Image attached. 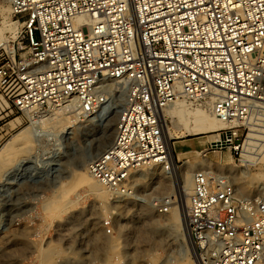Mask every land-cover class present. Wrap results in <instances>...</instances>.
Returning a JSON list of instances; mask_svg holds the SVG:
<instances>
[{"label": "built area", "instance_id": "obj_1", "mask_svg": "<svg viewBox=\"0 0 264 264\" xmlns=\"http://www.w3.org/2000/svg\"><path fill=\"white\" fill-rule=\"evenodd\" d=\"M10 7L24 20L28 50L0 65L12 115L43 122L73 102L82 119L123 98L113 142L88 170L116 198L129 193L134 171L167 166L163 109L212 101L227 128L207 145L235 154L257 113L250 102H264V0H11ZM183 204L200 257L264 264V187L237 199L227 177L195 171L154 206L164 213Z\"/></svg>", "mask_w": 264, "mask_h": 264}, {"label": "rangeland", "instance_id": "obj_2", "mask_svg": "<svg viewBox=\"0 0 264 264\" xmlns=\"http://www.w3.org/2000/svg\"><path fill=\"white\" fill-rule=\"evenodd\" d=\"M7 6L0 0V25L3 22L16 24V31H9L4 36L8 47L0 49V56L5 58L0 65L9 63L13 57L16 60L24 57L28 52L22 41L24 20L6 14L4 9ZM122 99L117 98L109 110L98 116L83 117L77 120L78 125L65 132H55L52 126L57 120L47 117L43 122L33 123L21 115H12L0 94V264H184L185 253L191 257L186 224L179 222L177 227L168 224L167 212L156 210L154 205L159 202L143 198L140 195L142 189L139 193L130 189L121 198L108 191L111 197L103 203L88 195L83 185L71 188V169L78 173L87 172L90 164L109 148L104 144L113 140ZM188 106L190 110L201 108L200 105ZM16 118L20 122L11 125ZM249 119L262 123L264 116L255 113ZM64 122L67 124L68 120ZM245 124L247 129L238 151L231 154L238 166L243 141L251 127L247 122ZM29 126L34 133L32 143L16 144L9 152L16 136ZM206 140L207 136L202 134L177 141L174 156L177 157L178 173L180 169L203 164L204 155L214 163H226L230 151H212L207 144L204 145ZM5 149L8 151L4 152ZM57 153L62 156L59 158ZM259 170V165L253 166L249 175ZM138 173H142L145 179L149 176L147 170ZM172 189L161 200L171 196L175 192L174 187ZM125 202H132V207L127 209V214L118 217L115 206H122ZM139 205L151 208L161 224L156 239L146 246L136 239L142 225L136 218ZM91 213L100 219L92 223L89 221ZM131 225L135 227L133 233L117 241L115 246L109 245L110 241L118 240L120 228Z\"/></svg>", "mask_w": 264, "mask_h": 264}, {"label": "bare ground", "instance_id": "obj_3", "mask_svg": "<svg viewBox=\"0 0 264 264\" xmlns=\"http://www.w3.org/2000/svg\"><path fill=\"white\" fill-rule=\"evenodd\" d=\"M10 1L11 0H3V2L8 5L7 8L4 9V12L9 15L10 13L13 14V11L10 7ZM78 21H81V19ZM9 31L15 33L16 24L9 25L7 22H3L2 25H0V49L8 47L7 40L4 36ZM204 105L206 106H201V108L190 110L187 104L183 103L182 101H178L162 110V117H164V119H162L163 131L168 142L169 152L167 166L165 167L164 164H157L144 168L143 170L149 171V176H146V179L145 176L142 175V173H138L143 170L134 171L129 180V188L131 189V191H134L136 189L137 193H139V189H142V191H140V195H142L143 198L159 202L164 195L167 196L170 192L173 191V187L175 192H178V189L180 188L181 178L195 171L204 174H218L227 177L231 182L234 195L244 198L245 200L263 191L264 120H262V123H254L250 121L251 119L248 120L247 124L251 127L249 134L247 135L243 143V151L240 158L241 164L239 166L235 164L231 152H229L227 158L228 160H226V163L224 164H220L218 162L214 163L204 155L203 164L194 167H186L184 170L180 169V173L177 172L179 171V168L177 166V157L174 156L175 150L178 148L177 141L189 136H197L202 134L206 135L207 139L211 141L215 137L214 133L227 128V124L213 114L212 101H208ZM249 107L251 110H255L257 113H260L264 116V102H250ZM109 108L110 107L108 106L104 109H100L95 115H99V113H101L102 111H107L109 110ZM72 113H74V115L71 116ZM51 119L57 120V123L52 126L55 132H58L59 130L63 132L64 130H68L80 123L77 122L78 118L76 116V110L73 102H69L59 109H54L53 113L50 115L49 120ZM67 120L68 123L65 124L64 121ZM19 122L20 119L16 118L11 121L10 124L14 125L18 124ZM33 134L34 133L32 132L31 126L25 128L19 135L16 136L15 140L11 144L9 152L16 144L32 143L31 140ZM112 142L113 140L110 142L105 141L104 145L110 147ZM7 149H5L4 152H7ZM57 155H59L60 158L62 156V153H57ZM217 157L218 159L220 158L219 152L217 153ZM89 164L90 163H88V165ZM256 165H259L260 167L259 172L250 176L249 169ZM165 168H168L169 172H167ZM245 175L246 177L248 176L247 180L243 177ZM69 177L72 179L71 188L74 186L83 185L86 187L88 195L94 196V198L103 203H105L109 199V197H111V194L108 192V190L102 188L99 183L90 176L88 171L78 173L77 171L71 169ZM115 207L117 211L116 214L118 217H120L123 214H127L126 211H128L127 209L132 207V202H125L124 204H122V206H118L117 204V206ZM157 217L158 216L151 208H147L143 205L138 206L136 218L142 224L139 228L141 229L139 231V235L136 237L139 244L146 246L147 243L156 239H154V237L161 228L160 221ZM167 217V222L171 226L177 227L179 222L185 225V205L183 204L178 208L169 210V212H167ZM99 219L100 218L94 213H91V215L89 216V221H91L92 223L97 222ZM134 229L135 227L132 225L130 227L120 228L118 240L112 242L110 241L109 245L115 246L117 241L128 237L129 233L134 232ZM92 231L94 232L95 230L92 229ZM186 235L189 245V254L191 257H188L186 252L183 260L184 264H210L208 261L203 259V257L199 256L190 237L187 225Z\"/></svg>", "mask_w": 264, "mask_h": 264}, {"label": "crops", "instance_id": "obj_4", "mask_svg": "<svg viewBox=\"0 0 264 264\" xmlns=\"http://www.w3.org/2000/svg\"><path fill=\"white\" fill-rule=\"evenodd\" d=\"M206 144H207V142L204 143V145H206Z\"/></svg>", "mask_w": 264, "mask_h": 264}]
</instances>
